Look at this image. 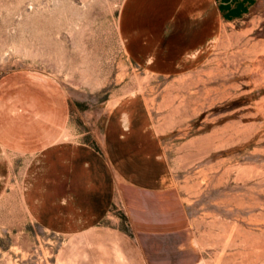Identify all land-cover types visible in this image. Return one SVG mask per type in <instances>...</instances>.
Here are the masks:
<instances>
[{
	"label": "rangeland",
	"instance_id": "374dc122",
	"mask_svg": "<svg viewBox=\"0 0 264 264\" xmlns=\"http://www.w3.org/2000/svg\"><path fill=\"white\" fill-rule=\"evenodd\" d=\"M123 1L0 0V264H264V5L226 21L200 66L155 74L124 49ZM66 96L96 113L143 98L170 167L165 192L75 234L22 199Z\"/></svg>",
	"mask_w": 264,
	"mask_h": 264
},
{
	"label": "crops",
	"instance_id": "0c3cea01",
	"mask_svg": "<svg viewBox=\"0 0 264 264\" xmlns=\"http://www.w3.org/2000/svg\"><path fill=\"white\" fill-rule=\"evenodd\" d=\"M264 0H124L118 31L127 55L155 74L200 66L224 23L244 18ZM22 180L29 215L43 228L75 234L98 226L115 205L169 188L170 167L153 119L138 96L108 112L61 99ZM58 104V103H57Z\"/></svg>",
	"mask_w": 264,
	"mask_h": 264
}]
</instances>
